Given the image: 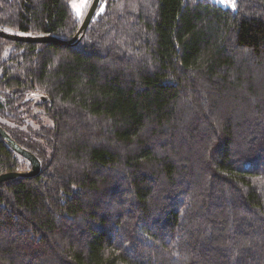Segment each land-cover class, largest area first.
<instances>
[{
  "label": "trees",
  "instance_id": "1",
  "mask_svg": "<svg viewBox=\"0 0 264 264\" xmlns=\"http://www.w3.org/2000/svg\"><path fill=\"white\" fill-rule=\"evenodd\" d=\"M236 3L0 36V125L42 161L0 183V264H264V0ZM71 4L0 0V29L72 39ZM31 167L0 135V173Z\"/></svg>",
  "mask_w": 264,
  "mask_h": 264
},
{
  "label": "water",
  "instance_id": "2",
  "mask_svg": "<svg viewBox=\"0 0 264 264\" xmlns=\"http://www.w3.org/2000/svg\"><path fill=\"white\" fill-rule=\"evenodd\" d=\"M101 0H93L86 17L84 18L82 25L80 27V30L78 33L72 38V39H61L54 36H32V35H24V34H18L13 32H8L5 30L0 29V36L11 39L14 41H23V42H58L60 44L66 45V46H72L74 45L78 39H80L87 31L92 19L95 16L96 11L98 10V7L100 5ZM0 135L7 140L8 144L19 154L27 158L31 164L32 167L28 171H8L4 173H0V183L5 182L10 179H14L19 176H36L38 175L42 170V161L41 159L31 150L25 148L22 146L12 135L8 133V131L0 125Z\"/></svg>",
  "mask_w": 264,
  "mask_h": 264
},
{
  "label": "rangeland",
  "instance_id": "3",
  "mask_svg": "<svg viewBox=\"0 0 264 264\" xmlns=\"http://www.w3.org/2000/svg\"><path fill=\"white\" fill-rule=\"evenodd\" d=\"M212 1L224 7H228L232 10H237L236 0H212ZM92 2L93 0H72V4H71L72 8L77 14V16L80 18V20H84ZM47 122H49L48 119Z\"/></svg>",
  "mask_w": 264,
  "mask_h": 264
}]
</instances>
